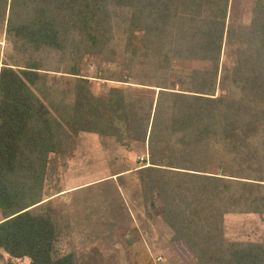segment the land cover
I'll use <instances>...</instances> for the list:
<instances>
[{"label":"trees","instance_id":"16d2710c","mask_svg":"<svg viewBox=\"0 0 264 264\" xmlns=\"http://www.w3.org/2000/svg\"><path fill=\"white\" fill-rule=\"evenodd\" d=\"M231 11L232 0H0L20 57L0 52V251L79 264L59 252L67 226L51 204L91 133L147 146L134 171L144 207L158 195L186 264H264L263 242L224 232L227 215L264 221V0ZM114 55L118 85L100 98L82 66ZM186 61L203 67L173 77Z\"/></svg>","mask_w":264,"mask_h":264},{"label":"rangeland","instance_id":"374dc122","mask_svg":"<svg viewBox=\"0 0 264 264\" xmlns=\"http://www.w3.org/2000/svg\"><path fill=\"white\" fill-rule=\"evenodd\" d=\"M246 1L232 0L231 18L238 16ZM0 52L2 61L13 54L20 60L6 41L2 25ZM120 67L119 55L87 57L82 72L91 79L94 92L104 98L111 87L118 85ZM202 67L191 61L175 62L171 74L175 77ZM110 140L90 133L81 134L78 140L70 168L62 176L61 189L65 192L51 204L52 213L62 217L67 226L58 243L59 252H75L79 264H146L149 259L155 264H186L170 248L174 233L162 220L158 195L148 202V210L143 197L135 206L129 196L128 192L134 194L137 187L141 192L134 169L141 166L138 159L146 146L135 143L137 147L124 148L111 145ZM224 232L228 241L264 243V221L259 215L225 216ZM10 260L13 264H30L27 259L12 260L0 251V264Z\"/></svg>","mask_w":264,"mask_h":264},{"label":"crops","instance_id":"0c3cea01","mask_svg":"<svg viewBox=\"0 0 264 264\" xmlns=\"http://www.w3.org/2000/svg\"><path fill=\"white\" fill-rule=\"evenodd\" d=\"M113 87H116V86H113ZM113 87H111V88H113ZM93 90V89H92ZM93 92H94V90H93ZM94 94H96L95 92H94ZM98 97H100V98H103L100 94H96ZM105 98V97H104ZM81 134H83V133H81ZM81 134H80V136H81ZM91 134V133H90ZM80 136L78 137V139H77V146H78V140H79V138H80ZM103 137H105V136H103ZM109 138H111V137H109ZM111 139H113V138H111ZM114 140V139H113ZM113 140H110L111 142H109L111 145H112V143H113V145H118L119 147H123V146H121L120 144H118L115 140V142H112ZM133 145H135L136 146V144L135 143H131L130 144V146L129 147H132ZM140 145H143V144H140ZM77 146H76V149H77ZM143 146H146V145H143ZM137 147V146H136ZM124 148H127V147H124ZM76 149H75V151H76ZM145 152L139 157V159L140 158H144V159H146V156H147V146L145 147ZM75 151H73V153H72V157H71V159H68L67 160V169L66 170H68V168H70V162L73 160V158H74V153H75ZM138 159V160H139ZM140 161V160H139ZM140 163H141V161H140ZM138 167H136L134 170H136ZM131 171H126V173L125 174H127V173H130ZM124 174V173H123ZM120 175V174H119ZM119 175H114V177L115 176H119ZM122 175V174H121ZM65 177V176H64ZM64 177H63V179H64ZM72 189H75V188H72ZM72 189H69V190H72ZM64 191V190H63ZM65 192V191H64ZM129 193V196L131 197V200H132V203H133V205H135L136 206V204H140V202H139V200L141 201V199H142V194H141V192H139V189H138V187H137V189L134 191V194H132L130 191L128 192ZM139 207H141V205H139ZM142 208V207H141ZM228 216V215H227ZM225 225H226V223H225ZM233 242H236V241H233ZM244 242H249V241H244ZM250 242H253V241H250Z\"/></svg>","mask_w":264,"mask_h":264},{"label":"built area","instance_id":"2783aa9c","mask_svg":"<svg viewBox=\"0 0 264 264\" xmlns=\"http://www.w3.org/2000/svg\"><path fill=\"white\" fill-rule=\"evenodd\" d=\"M139 160L142 162V161H144V158H140Z\"/></svg>","mask_w":264,"mask_h":264}]
</instances>
